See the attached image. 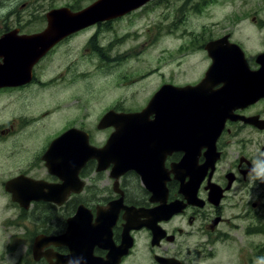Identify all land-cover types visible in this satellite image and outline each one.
<instances>
[{
  "label": "flooded vegetation",
  "instance_id": "1",
  "mask_svg": "<svg viewBox=\"0 0 264 264\" xmlns=\"http://www.w3.org/2000/svg\"><path fill=\"white\" fill-rule=\"evenodd\" d=\"M152 1L156 0L121 17L73 31L49 47L31 68H25L24 53L16 66L17 81L0 82V116L19 98L25 97V91L40 86L41 81L36 80V75L43 64H54L53 54L58 48L82 33L92 31L86 44L98 49V35L103 28L112 31L115 23L144 9ZM22 6L25 8V3ZM83 9L65 5L48 12L69 10L77 13ZM260 11L264 12V8ZM261 15L257 11L251 19L239 18L219 25L217 34L210 32L206 36L207 31L204 33L199 49L207 65L197 82L176 85L169 81L160 85L146 106L137 111L112 107L101 116L93 132L81 126H69L55 136L50 144L66 132L77 130L87 139L89 147L107 148L108 153L104 159L93 155L87 157V153L79 172L58 163L59 171L66 173L62 176H66L73 187L64 202L57 198L49 200L51 197L47 196L23 207L13 200L7 185L16 178L27 177L55 186H61L65 180L51 174L43 159L50 144L39 157L40 165L25 170V135H21L24 137L22 142L13 139L9 142V135L15 131V120L11 119V125L0 130V156L7 147L11 148L7 151L8 165L0 167V201L8 209L1 213L5 217L0 221V245L1 241L5 243L2 244L0 264H206L207 260L216 258L218 245L235 234L241 235L238 264H264V243H254L251 239L264 235V95L255 102H249V98L247 103L235 102L234 106L224 103L230 113L223 121L222 131L218 136L212 132V140L205 139V135L212 136V133L200 135L196 147L191 149L195 155L191 170L181 164L187 158L185 149L189 142L183 133H177L182 139L175 145L169 117L165 122L158 121L155 112L145 117V132H139L142 133L139 147L142 154L135 152L128 157L124 154L125 149L138 142L127 144L124 139L119 143L125 145L124 148L115 147L110 151L108 147L113 136L125 135L122 130L126 125L122 124L117 134L113 123L101 126L109 112L116 115L143 112L163 88L169 92L162 94L159 101L164 96L172 101L170 90L173 88L196 86L202 82L204 90L212 93L231 88L262 94L264 72L258 61L264 54V19ZM25 24L21 16L17 20L0 21V69L7 65L4 58L9 50L25 49V43L21 41L26 36L47 29V14L44 26L39 30L28 32L24 30ZM254 30L263 34L261 42L257 41L262 46L258 51L253 45ZM210 45L212 52L221 54L223 64L230 62L237 69L228 73L222 66L217 75L208 77L214 62L207 49ZM21 116L25 121V112ZM212 128L213 125L208 129ZM120 151L123 152L121 158L116 156ZM20 161L22 166L14 174L12 168ZM134 161L140 164L139 168L134 166ZM174 203L180 204L182 210L170 215L167 209Z\"/></svg>",
  "mask_w": 264,
  "mask_h": 264
},
{
  "label": "rangeland",
  "instance_id": "2",
  "mask_svg": "<svg viewBox=\"0 0 264 264\" xmlns=\"http://www.w3.org/2000/svg\"><path fill=\"white\" fill-rule=\"evenodd\" d=\"M23 1L0 0V21L21 16L26 22L24 30L33 32L44 26L45 15L51 9L65 5L83 9L97 0ZM263 8L264 0H156L115 23L112 31L103 28L98 35V49L86 44L92 31L82 33L54 52V64L41 66L36 75L40 86L25 91V97L5 110L0 116V130L15 120L9 142H22L23 133L25 170L37 168L42 162L41 153L67 127L81 126L93 132L101 116L112 107L137 111L164 83L197 82L207 65L199 49L204 33L217 34L219 25L251 19L257 11L264 19L260 11ZM252 36L255 50H261L257 41L261 42L263 34L254 30ZM24 112L25 121L21 116ZM7 151L0 156V167L10 161ZM21 166V161L13 166V173ZM3 205L0 201V221L5 217L1 213L8 211ZM251 239L264 243V235ZM240 245L241 235H231L229 241L218 245L216 258L206 264H238Z\"/></svg>",
  "mask_w": 264,
  "mask_h": 264
},
{
  "label": "water",
  "instance_id": "3",
  "mask_svg": "<svg viewBox=\"0 0 264 264\" xmlns=\"http://www.w3.org/2000/svg\"><path fill=\"white\" fill-rule=\"evenodd\" d=\"M149 1L150 0H97L94 4L77 13H73L69 10H54L49 12L47 14L48 27L44 32L32 36H26L25 40L21 41L25 43V49L9 50V53L7 56H5L6 58H4V61L7 62V65L3 67L4 69L2 68L3 70L0 69V82H4V84H11L12 82L15 83L17 81L16 66L18 64L17 62H19V58L23 56L24 53L25 58H23V60L27 64L25 68L28 66L31 68V66L37 62L39 58L45 54V52H47L49 47L51 48L64 36L72 33L73 31L91 26L99 21L121 17L131 10H136L142 7ZM7 36L10 37L11 34H8ZM207 49L211 52V57L214 61L207 74L208 77L210 75H217L219 72L218 69H222V66L224 69H227L228 73L232 72L233 69H237L230 62H228L226 65L223 64V57L221 54H217L215 51L212 52L211 45ZM17 55L19 57H17ZM258 61L261 63L262 71L264 72V54L259 57ZM242 67H244V64ZM162 90L157 94V96H155L154 100L151 101L149 106L141 113L116 115L112 112H109L105 115L101 122V126H104V123L105 125L113 123V126H115L117 129L116 134L120 132V127L122 124L126 125L125 129L122 130L125 132V135L122 137L121 135H115L109 141L110 146L108 147L110 148V151L115 147L124 148L125 145H119V143L125 139L127 144L128 142H138L136 146H129V148L126 144L127 150L125 149L124 154H126L127 157L128 154L132 155L135 152L142 154L139 147L141 143L140 141L142 139L140 135L145 132V117H147L151 112H155L158 121L165 122L167 120L165 118L169 117L171 123L173 124V130L175 133V145H177V142L182 139V137L177 133H183L184 139L189 142L188 148L185 149L187 158L184 159L181 164L182 166L191 170L192 159L195 156L193 155L194 153H192L191 149L196 147V143L201 137L200 135L202 133L208 134L216 132L215 135L218 136L222 131L223 121L226 120L230 113L229 107H226L224 103L227 102L232 105L233 103L238 102L241 104L242 102L248 101L249 98H251L249 99V102H255L264 95V92L258 95L259 92L257 91L247 90V92H242L243 90H232L231 88H228L227 91H218L217 93H212L204 90L202 82V84L196 86L173 88L170 90V97L172 96V101L169 100L168 97L166 98V96L162 97V99L159 101L158 99H160L162 94L166 95V93L169 92V89L166 90L163 88ZM208 125H213L214 128L208 129ZM214 133H212V136L205 135V139L212 140ZM106 149H97L91 146L89 147L87 139L85 140L80 131L71 130L50 144L46 154L43 156V159L46 161V166L49 169V172L53 175L61 177L63 172H61L62 170L59 171V162L63 164V167L70 166L76 170L78 169L77 172H79L80 167L84 165L86 161L87 153H89V156L87 157L93 155L98 158H103L108 154ZM187 150H190V152ZM122 153L121 151L118 152V154L116 152V156L118 157ZM112 154L113 152L109 153V155ZM64 159H67V161ZM134 166L139 168L140 164L134 161ZM63 174L66 175V173ZM65 177L66 176L61 177L63 180H65V183L61 186L46 184L45 182L35 181L27 177H19L8 183L7 190L13 194V200L18 202L23 207L28 206L29 203L35 199L38 200L41 197L44 198L47 196L51 197L49 200H54L57 198V200L62 199L61 202H64V199L70 195L71 191H73L72 185L67 182ZM146 183L151 184L152 182ZM171 206L169 209H167L170 211V215H175L182 210V206H180L178 203H174ZM71 224L69 228L72 227Z\"/></svg>",
  "mask_w": 264,
  "mask_h": 264
}]
</instances>
